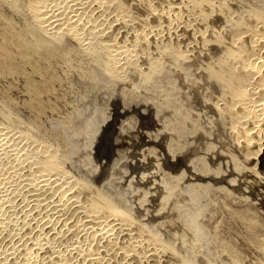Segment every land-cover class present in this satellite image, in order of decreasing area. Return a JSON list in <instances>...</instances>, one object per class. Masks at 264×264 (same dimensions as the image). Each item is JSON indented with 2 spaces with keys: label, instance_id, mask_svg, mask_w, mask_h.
Here are the masks:
<instances>
[{
  "label": "bare ground",
  "instance_id": "6f19581e",
  "mask_svg": "<svg viewBox=\"0 0 264 264\" xmlns=\"http://www.w3.org/2000/svg\"><path fill=\"white\" fill-rule=\"evenodd\" d=\"M23 9L45 39L132 89L147 81L166 92L177 79L186 94L196 92L195 106L218 119L211 142L226 163L221 183L264 212V0H25ZM89 100L73 128L93 119ZM6 123L0 264H212L181 255L174 243L183 236L164 241L120 199L74 175L54 146ZM232 224L247 231L239 240L246 264H264L260 228Z\"/></svg>",
  "mask_w": 264,
  "mask_h": 264
},
{
  "label": "rangeland",
  "instance_id": "374dc122",
  "mask_svg": "<svg viewBox=\"0 0 264 264\" xmlns=\"http://www.w3.org/2000/svg\"><path fill=\"white\" fill-rule=\"evenodd\" d=\"M24 2L0 0V120L54 146L74 175L120 199L164 241L183 236V243L173 242L181 255L212 264L248 263L239 243L247 231L232 221L260 228L257 238L264 239V212L221 183L226 163L211 142L218 119L195 106L196 92L186 94L177 79L164 84L166 92L147 88V81L132 89L85 59L76 61L74 51L32 25ZM88 98L95 108L89 129H75Z\"/></svg>",
  "mask_w": 264,
  "mask_h": 264
}]
</instances>
